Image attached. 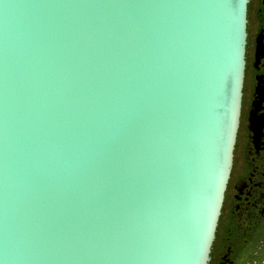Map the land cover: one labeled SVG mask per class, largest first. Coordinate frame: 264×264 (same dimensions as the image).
Segmentation results:
<instances>
[{
  "label": "water",
  "instance_id": "obj_1",
  "mask_svg": "<svg viewBox=\"0 0 264 264\" xmlns=\"http://www.w3.org/2000/svg\"><path fill=\"white\" fill-rule=\"evenodd\" d=\"M250 0H0V264H211Z\"/></svg>",
  "mask_w": 264,
  "mask_h": 264
},
{
  "label": "flooded vegetation",
  "instance_id": "obj_2",
  "mask_svg": "<svg viewBox=\"0 0 264 264\" xmlns=\"http://www.w3.org/2000/svg\"><path fill=\"white\" fill-rule=\"evenodd\" d=\"M243 106L211 264H264V0H250Z\"/></svg>",
  "mask_w": 264,
  "mask_h": 264
}]
</instances>
